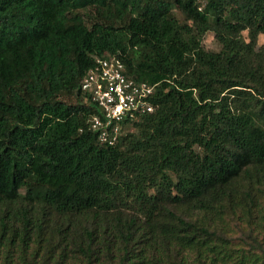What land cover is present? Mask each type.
<instances>
[{"label":"trees","instance_id":"16d2710c","mask_svg":"<svg viewBox=\"0 0 264 264\" xmlns=\"http://www.w3.org/2000/svg\"><path fill=\"white\" fill-rule=\"evenodd\" d=\"M261 34L264 0H0V264H264ZM107 55L159 83L115 146Z\"/></svg>","mask_w":264,"mask_h":264},{"label":"built area","instance_id":"2783aa9c","mask_svg":"<svg viewBox=\"0 0 264 264\" xmlns=\"http://www.w3.org/2000/svg\"><path fill=\"white\" fill-rule=\"evenodd\" d=\"M157 84L139 82L129 76L117 55L97 57L95 66L81 81V88L91 95L99 114L90 118V126L101 143L115 146L129 124L155 112L153 100Z\"/></svg>","mask_w":264,"mask_h":264},{"label":"rangeland","instance_id":"374dc122","mask_svg":"<svg viewBox=\"0 0 264 264\" xmlns=\"http://www.w3.org/2000/svg\"><path fill=\"white\" fill-rule=\"evenodd\" d=\"M175 12L177 14V18L179 19V21H183V16L178 11H175ZM243 36L246 39V41H249L247 32H244ZM262 46H264V34H261L258 38V48H261ZM203 47L205 50H208V51H218L220 49V45L216 41L214 33L208 32L204 36ZM125 132L126 133H132V132H134V128L131 126H126L125 129L123 130V133H125Z\"/></svg>","mask_w":264,"mask_h":264}]
</instances>
